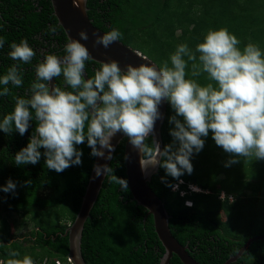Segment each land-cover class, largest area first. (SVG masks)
<instances>
[{"label":"trees","instance_id":"16d2710c","mask_svg":"<svg viewBox=\"0 0 264 264\" xmlns=\"http://www.w3.org/2000/svg\"><path fill=\"white\" fill-rule=\"evenodd\" d=\"M88 15L93 24L104 31L116 27L122 33L120 41L142 52L158 66L167 61L177 45L186 43L192 51L203 42L208 30L227 28L240 40L238 47L257 44L264 53V0H88ZM0 38L5 43L0 48V77L7 74L13 64L22 70L23 84L8 87L12 94L26 97L31 83L36 79L35 66L44 59L41 53L63 56L67 35L58 24L51 0H1ZM56 26V33L49 26ZM27 39L36 55L31 63L12 60L10 45ZM198 55V54H197ZM187 61L186 79H193L201 86L210 81L207 73L191 75L192 61ZM196 63H199L197 60ZM100 65L86 61L88 76ZM56 84L65 87L63 76L55 78ZM0 85V91L3 89ZM70 90V89H69ZM14 110L12 95L0 97V120ZM168 103V115L162 129L164 146L172 142L169 118L174 115ZM21 136L0 130V186L11 179L16 183L14 192L0 191V208L5 214L20 215L21 222L9 223L0 213V260H6L10 241L12 248L29 255L34 264L53 259H66L70 252L69 237L65 236L80 210L83 196L91 177L95 158L91 148L84 144L82 164L73 165L61 173L46 167L43 156L35 164L16 165L14 157L27 145L35 121ZM205 139L199 154L191 160L194 170L185 173L181 189L189 184L202 191L190 192L185 197L166 186L161 178L171 184L178 181L166 176L163 168L152 177L149 186L165 203L171 216L172 234L201 264H225L250 240L264 235V161L254 156L240 158V162L225 167L230 154L217 146L212 133ZM125 140L117 147L110 167L114 174L127 179L125 166ZM31 181V184H27ZM128 181V180H127ZM222 191L233 194L234 200H220ZM192 206H186V201ZM32 228L20 233L23 227ZM15 231V232H14ZM82 254L87 264H161L165 248L154 227L152 215L133 200L128 187L105 179L98 199L85 223L82 237ZM170 264H183L174 255ZM231 264H264V239L254 241Z\"/></svg>","mask_w":264,"mask_h":264},{"label":"clouds","instance_id":"9594fccd","mask_svg":"<svg viewBox=\"0 0 264 264\" xmlns=\"http://www.w3.org/2000/svg\"><path fill=\"white\" fill-rule=\"evenodd\" d=\"M48 30L53 34L57 31L55 25ZM93 36L95 45L108 48L121 39L122 33L113 27L103 35ZM79 37H68L63 56L41 53L44 59L35 66L36 79L26 97L12 94L8 87L11 84L19 88L23 84L17 64L0 77V85L4 86L0 97L12 95L14 100V110L0 120V130L9 135L17 131L23 136L30 122L36 123L27 145L15 154L16 165L37 164L42 155L40 149H44L46 167L61 173L82 164L83 152L77 146L85 141L92 156L110 160L115 150L111 140L121 132L139 152L146 176L159 167L166 176L179 181L171 184L166 177L161 178L173 191L184 183L180 177L192 174L191 160L203 150L204 138L210 131L216 145L230 154L225 167L239 163L241 157L254 156L264 161V53L257 44L250 42L241 50L240 40L227 28L210 29L195 51L186 43L177 45L170 55L171 67L167 61L158 66L145 57L150 63L127 64L122 69L117 60L110 59L97 61L100 66L94 75L85 78L86 61L92 56L81 40L87 41L89 35L82 30ZM4 43L0 38V48ZM10 48L9 57L24 64L31 63L36 55L27 39L13 42ZM184 57L193 62V77L207 73L210 82L206 86L186 79ZM61 75L64 88L52 84L53 78ZM165 100L175 114L169 118L173 125L169 130L172 142L162 148L155 139L154 126L162 116L159 106ZM94 171L97 177L104 174L109 183L128 191L127 179L116 176L109 165H94ZM189 188L202 191L194 184ZM15 189L16 183L11 179L0 186L5 193ZM234 197L222 191L219 199L232 202ZM186 206L191 207L192 202L187 200ZM13 243L16 241L7 244L9 258L6 262L0 260V264H34L29 255L19 258L21 253L12 248Z\"/></svg>","mask_w":264,"mask_h":264},{"label":"water","instance_id":"95a60500","mask_svg":"<svg viewBox=\"0 0 264 264\" xmlns=\"http://www.w3.org/2000/svg\"><path fill=\"white\" fill-rule=\"evenodd\" d=\"M51 2L54 8V15L58 19V24L64 29L67 38L72 37L73 39H80V31H87L89 39L87 41L81 40V43L85 44V46L89 49L92 61L97 62L115 59L119 62L122 69H125L127 64L139 66L141 63H150L149 61L155 63L141 52L125 45L120 40L113 42L108 48H104L102 45H95V36H93V33L103 35L105 32L98 29L90 19L87 7L88 0H51ZM145 57H147L149 61H145ZM85 78H89L87 71H85ZM52 84H56L55 78H53ZM159 111L162 116L155 123L154 134L155 139L163 148L162 129L168 115V102L166 100L159 106ZM124 140L126 141L125 166L128 187L133 195V200L136 201L138 205L148 210V215L153 216L155 231L160 242L165 248V254L162 258L161 264H170L174 255H176L183 264H201L189 254L188 246H183L172 234L169 225L171 216L167 211L165 203L149 186V182H151L152 177L159 172L160 168L151 169L149 174L146 176L140 166L139 152L133 148L128 138L122 132L117 133L111 140V143L115 148L114 152H112V159L117 147ZM107 154L108 151L105 150V155L107 156ZM112 159L108 160L96 157L94 165L107 164L110 166ZM105 179L106 175L104 174L99 177L96 176L93 166L87 191L83 196L80 210L75 221L66 229L64 234L69 237V256L73 260L74 264H87L82 254L83 230L86 221L90 217L91 210L98 199ZM260 239H264V235L250 239L240 249L238 254L231 257L225 264L235 262L254 241Z\"/></svg>","mask_w":264,"mask_h":264},{"label":"built area","instance_id":"2783aa9c","mask_svg":"<svg viewBox=\"0 0 264 264\" xmlns=\"http://www.w3.org/2000/svg\"><path fill=\"white\" fill-rule=\"evenodd\" d=\"M179 183V181L177 182ZM176 183V184H177ZM185 184V181L183 184L180 185L179 189L174 191V192H183V193H186V194H189L190 192H195V191H192L190 188H189V185H192V184H189L188 185V190H183L181 189V186H183ZM200 189V188H199ZM173 190V189H172ZM183 196H186V195H183ZM232 200V199H231ZM55 264H74L73 260L71 259L70 256H68L66 259L62 260V259H53L52 260ZM37 264H49V260L45 259L43 260L42 262H38Z\"/></svg>","mask_w":264,"mask_h":264},{"label":"rangeland","instance_id":"374dc122","mask_svg":"<svg viewBox=\"0 0 264 264\" xmlns=\"http://www.w3.org/2000/svg\"><path fill=\"white\" fill-rule=\"evenodd\" d=\"M0 213H2L1 214L2 218H6L9 221V223H11V224L14 223L15 221L19 223L23 220V218L20 215H17L15 213L11 212L9 214H7V213L5 214L4 212H2L1 208H0ZM32 226L33 225H31V223H29L28 227H23L19 232L20 233L27 232L28 230H30L32 228Z\"/></svg>","mask_w":264,"mask_h":264},{"label":"flooded vegetation","instance_id":"af4514ba","mask_svg":"<svg viewBox=\"0 0 264 264\" xmlns=\"http://www.w3.org/2000/svg\"><path fill=\"white\" fill-rule=\"evenodd\" d=\"M190 254V253H189ZM174 257V256H173ZM195 259V258H194ZM197 261V260H196ZM200 263V262H199Z\"/></svg>","mask_w":264,"mask_h":264}]
</instances>
